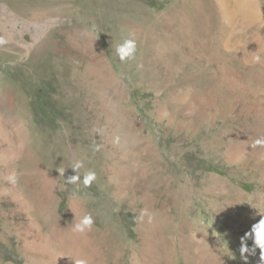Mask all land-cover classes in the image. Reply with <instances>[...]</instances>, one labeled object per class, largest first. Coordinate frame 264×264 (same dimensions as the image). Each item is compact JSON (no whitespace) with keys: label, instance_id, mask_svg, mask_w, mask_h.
<instances>
[{"label":"rangeland","instance_id":"374dc122","mask_svg":"<svg viewBox=\"0 0 264 264\" xmlns=\"http://www.w3.org/2000/svg\"><path fill=\"white\" fill-rule=\"evenodd\" d=\"M0 35V264H261L264 0H0Z\"/></svg>","mask_w":264,"mask_h":264},{"label":"clouds","instance_id":"9594fccd","mask_svg":"<svg viewBox=\"0 0 264 264\" xmlns=\"http://www.w3.org/2000/svg\"><path fill=\"white\" fill-rule=\"evenodd\" d=\"M8 43L6 37L0 35V46H3ZM138 51V43L135 37V33H130L127 38L123 40L122 43L118 44L115 48V53L118 56V59L121 62L128 61L130 59H134ZM262 57L257 55L253 57V62L260 63ZM142 67V65L140 66ZM117 137V141H118ZM255 145H264V140L257 139L255 141ZM96 150H99V145L96 146ZM84 160L78 159L74 160L70 166L75 172L74 175H70L65 177V169H58L59 175L65 177V183L69 185H74L77 188V191L80 188H90L94 181L97 180V173L94 170L81 171L84 168ZM7 180L10 184L16 185L18 182L17 173L13 170L7 176ZM257 208V207H256ZM260 214H264V211H261L259 208ZM144 215H148L149 222L152 221V217L147 213L146 210L142 211L141 218ZM95 223L94 217L91 213H85L83 216L79 218V220L74 224L73 231L77 233H86L90 231ZM251 239L253 244L249 247L247 241ZM260 250V261L261 264H264V215H262L261 219L258 222L254 223L251 226V229L241 237V246H240V255L241 258L245 261L248 260V255H254L256 249ZM75 264H88V261L85 259H80L75 261Z\"/></svg>","mask_w":264,"mask_h":264},{"label":"bare ground","instance_id":"6f19581e","mask_svg":"<svg viewBox=\"0 0 264 264\" xmlns=\"http://www.w3.org/2000/svg\"><path fill=\"white\" fill-rule=\"evenodd\" d=\"M59 164H60V163H59ZM66 164H67V163H66ZM47 172H48V171H47ZM101 172H102V171H101ZM101 172H100V173H101ZM102 175H103V174H101V176H102ZM106 178H107V177H106ZM49 202H50V201H49ZM49 202L46 201V200L43 202V204H45V209H46V210H50V209H49V204H50ZM166 263H167V262H166Z\"/></svg>","mask_w":264,"mask_h":264}]
</instances>
